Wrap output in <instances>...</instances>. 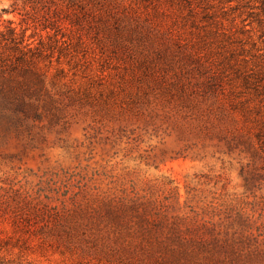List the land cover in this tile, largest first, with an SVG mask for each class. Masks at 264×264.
<instances>
[{"label": "rangeland", "instance_id": "374dc122", "mask_svg": "<svg viewBox=\"0 0 264 264\" xmlns=\"http://www.w3.org/2000/svg\"><path fill=\"white\" fill-rule=\"evenodd\" d=\"M0 264H264V0H0Z\"/></svg>", "mask_w": 264, "mask_h": 264}, {"label": "trees", "instance_id": "16d2710c", "mask_svg": "<svg viewBox=\"0 0 264 264\" xmlns=\"http://www.w3.org/2000/svg\"><path fill=\"white\" fill-rule=\"evenodd\" d=\"M9 30V32H10V34H11V41H13L14 40V30L13 29H8ZM2 35V34H1ZM13 36V37H12Z\"/></svg>", "mask_w": 264, "mask_h": 264}]
</instances>
